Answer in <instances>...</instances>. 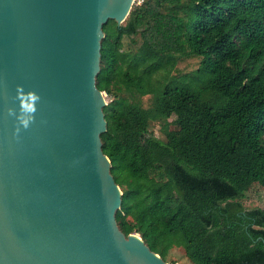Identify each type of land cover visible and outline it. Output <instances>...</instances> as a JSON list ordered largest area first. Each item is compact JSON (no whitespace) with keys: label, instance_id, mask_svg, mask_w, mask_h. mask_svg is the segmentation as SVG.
Wrapping results in <instances>:
<instances>
[{"label":"trees","instance_id":"16d2710c","mask_svg":"<svg viewBox=\"0 0 264 264\" xmlns=\"http://www.w3.org/2000/svg\"><path fill=\"white\" fill-rule=\"evenodd\" d=\"M103 31L121 231L165 262L177 243L194 264H264V209L244 205L264 187V0H142Z\"/></svg>","mask_w":264,"mask_h":264},{"label":"water","instance_id":"95a60500","mask_svg":"<svg viewBox=\"0 0 264 264\" xmlns=\"http://www.w3.org/2000/svg\"><path fill=\"white\" fill-rule=\"evenodd\" d=\"M135 0H0V264H168L116 214L101 135L103 27ZM17 86L41 96L15 136Z\"/></svg>","mask_w":264,"mask_h":264},{"label":"rangeland","instance_id":"374dc122","mask_svg":"<svg viewBox=\"0 0 264 264\" xmlns=\"http://www.w3.org/2000/svg\"><path fill=\"white\" fill-rule=\"evenodd\" d=\"M142 3V0H135L134 6H138ZM105 100L108 104L111 98L105 94ZM180 114L175 112L170 118V130L173 132L180 131L187 127V122L179 120ZM151 130L157 138L165 140L164 131L161 129L158 123H152ZM244 205L247 210L252 209H264V187L256 186L246 193ZM168 264H194V262L185 254L184 249L179 244H174L167 255Z\"/></svg>","mask_w":264,"mask_h":264},{"label":"clouds","instance_id":"9594fccd","mask_svg":"<svg viewBox=\"0 0 264 264\" xmlns=\"http://www.w3.org/2000/svg\"><path fill=\"white\" fill-rule=\"evenodd\" d=\"M15 99L19 101V112L15 108H9L7 114L15 118V136L19 139L21 131L29 129L35 123L41 96L34 90L26 92L23 86H17Z\"/></svg>","mask_w":264,"mask_h":264}]
</instances>
